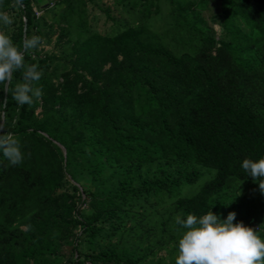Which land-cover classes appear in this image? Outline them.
<instances>
[{"label": "trees", "instance_id": "obj_1", "mask_svg": "<svg viewBox=\"0 0 264 264\" xmlns=\"http://www.w3.org/2000/svg\"><path fill=\"white\" fill-rule=\"evenodd\" d=\"M52 1L65 5L59 53L25 55L43 72L42 98L20 106L0 85L4 131L24 153L10 166L0 152V245L14 259L0 264H61L69 239L65 260L175 264L184 231L175 217L209 210L221 220L235 212L264 239V223L253 227L264 194L259 205L238 195L253 180L243 159L264 157V0H217L225 39L200 13L207 0H142L145 21L111 35L87 27L73 7L81 0ZM33 6L50 8L0 0V11L15 8L17 45L43 37ZM153 13L165 22L157 30ZM65 175L93 189H62ZM159 249L166 257L155 258Z\"/></svg>", "mask_w": 264, "mask_h": 264}, {"label": "clouds", "instance_id": "obj_2", "mask_svg": "<svg viewBox=\"0 0 264 264\" xmlns=\"http://www.w3.org/2000/svg\"><path fill=\"white\" fill-rule=\"evenodd\" d=\"M13 7L22 8L23 0H13ZM14 20L8 13L0 11V24L11 26ZM42 43V37L25 36L22 45L13 42L10 35L0 30V85L5 93L9 90L20 106L31 105L43 96L42 88L35 86L41 80L42 70L37 64H25V55H31ZM22 73V82L12 87L13 74ZM6 116L0 113V152L10 166H18L24 160L19 140L4 131ZM242 169L258 181L259 190L264 194V157L258 160L245 158ZM236 213L229 212L225 219L212 211L201 216L187 214L175 217V223L184 231L178 239V253L175 264H264V239L252 227L235 222ZM30 228V226H28Z\"/></svg>", "mask_w": 264, "mask_h": 264}, {"label": "rangeland", "instance_id": "obj_3", "mask_svg": "<svg viewBox=\"0 0 264 264\" xmlns=\"http://www.w3.org/2000/svg\"><path fill=\"white\" fill-rule=\"evenodd\" d=\"M37 1V0H36ZM38 2V1H37ZM76 2V1H73ZM40 5V3H38ZM53 5L52 0H46L45 7H50L47 10H42L41 8H37L33 6V9L37 12L36 15H42L46 21V25L42 26V31L44 32L42 37V43L37 48L40 53H59L60 48L56 46L54 43L57 35L59 33L60 27L64 24L63 18L60 13L64 8L63 3ZM143 6L142 0H81L80 3H74L73 7L77 10L82 11V15L84 21L86 22L87 27L91 30L99 32L104 35H111L121 29L137 24L141 21H145L141 16V9ZM44 7V6H43ZM160 11L164 14L165 8L161 3ZM218 11L217 0H207V6L205 9L200 10L202 17L204 18L208 29L211 31L215 39H225L226 36L224 34L223 29L221 28V24L217 17L212 16L215 12ZM4 12L8 13L11 17H13V24L11 26L5 27L0 24V30L5 31L6 34H12V31L15 29V25L18 19L17 14L15 13V8H7ZM160 13V16L162 15ZM216 14V13H215ZM75 14L72 19L75 21ZM154 21L152 27L157 30V28L163 26L165 24L164 21L159 19V15L153 13L151 15L152 20ZM148 22V21H146ZM48 24V26H47ZM66 37H62V40L65 41ZM73 183L78 186L80 189V183H82L87 189H93V185L88 181L80 180V182H74L69 178L68 175H65V179L62 184V189H69V184ZM238 195L241 200L250 205L251 203H258L261 201L262 193L259 190V183L254 182L253 180L246 181L241 188L238 190ZM84 194H80V198H83ZM79 207L82 211H86V204L81 203ZM264 223V210L261 211L258 216L255 218L253 227H258ZM76 234H78V228L74 230ZM73 243V239H70L62 244L61 252L63 255L61 264H85L82 256L79 255L78 258H70L69 260H65L66 257L70 254L71 244ZM80 252L85 251L86 247L84 243H78L77 245ZM9 246L7 244L0 245V261L13 260V256L9 250ZM166 257V251L164 249H159L156 251L155 258ZM77 259V261H75Z\"/></svg>", "mask_w": 264, "mask_h": 264}, {"label": "water", "instance_id": "obj_4", "mask_svg": "<svg viewBox=\"0 0 264 264\" xmlns=\"http://www.w3.org/2000/svg\"><path fill=\"white\" fill-rule=\"evenodd\" d=\"M37 1H38V3H40L41 6L46 5V0H37ZM22 30L24 31V26H23V29ZM4 97H5V91H4V87H3V100H4Z\"/></svg>", "mask_w": 264, "mask_h": 264}, {"label": "built area", "instance_id": "obj_5", "mask_svg": "<svg viewBox=\"0 0 264 264\" xmlns=\"http://www.w3.org/2000/svg\"><path fill=\"white\" fill-rule=\"evenodd\" d=\"M35 11V10H34ZM35 14H37V12L35 11Z\"/></svg>", "mask_w": 264, "mask_h": 264}]
</instances>
